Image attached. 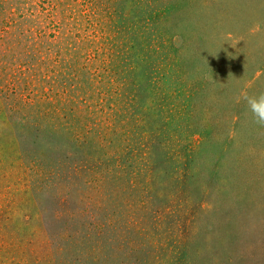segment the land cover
I'll list each match as a JSON object with an SVG mask.
<instances>
[{
  "label": "rangeland",
  "instance_id": "rangeland-1",
  "mask_svg": "<svg viewBox=\"0 0 264 264\" xmlns=\"http://www.w3.org/2000/svg\"><path fill=\"white\" fill-rule=\"evenodd\" d=\"M264 0H0V264H264Z\"/></svg>",
  "mask_w": 264,
  "mask_h": 264
},
{
  "label": "clouds",
  "instance_id": "clouds-1",
  "mask_svg": "<svg viewBox=\"0 0 264 264\" xmlns=\"http://www.w3.org/2000/svg\"><path fill=\"white\" fill-rule=\"evenodd\" d=\"M243 101L252 115L253 122L259 126L264 127V92L258 94H249L242 92L237 102Z\"/></svg>",
  "mask_w": 264,
  "mask_h": 264
}]
</instances>
